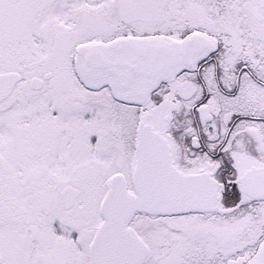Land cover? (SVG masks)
<instances>
[{"label":"snow or ice","instance_id":"6c2138e0","mask_svg":"<svg viewBox=\"0 0 264 264\" xmlns=\"http://www.w3.org/2000/svg\"><path fill=\"white\" fill-rule=\"evenodd\" d=\"M0 264H264V0H0Z\"/></svg>","mask_w":264,"mask_h":264}]
</instances>
